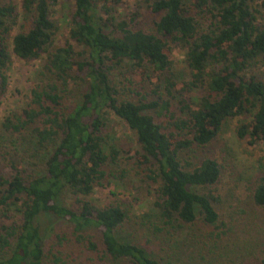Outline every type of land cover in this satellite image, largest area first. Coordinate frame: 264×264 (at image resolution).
<instances>
[{
  "label": "trees",
  "instance_id": "trees-1",
  "mask_svg": "<svg viewBox=\"0 0 264 264\" xmlns=\"http://www.w3.org/2000/svg\"><path fill=\"white\" fill-rule=\"evenodd\" d=\"M68 1L58 42L61 0H0V107L12 55L41 62L27 106L0 122V264H172L133 240L139 230L195 237L215 226L224 169L204 150L228 121L239 140L264 146V80L252 72L264 62V0H133L124 15L123 0ZM109 113L133 133V155L107 132ZM21 143L40 155L38 170L24 166ZM124 164L151 188L156 222L91 199L125 177ZM251 200L264 208V156ZM57 221L68 230L47 243Z\"/></svg>",
  "mask_w": 264,
  "mask_h": 264
},
{
  "label": "rangeland",
  "instance_id": "rangeland-1",
  "mask_svg": "<svg viewBox=\"0 0 264 264\" xmlns=\"http://www.w3.org/2000/svg\"><path fill=\"white\" fill-rule=\"evenodd\" d=\"M134 3L133 0H123L119 15L128 14ZM70 4L71 1L61 0L53 10L52 17L60 30L57 35L58 42L63 41L67 34ZM139 17L142 26L148 27L151 16L144 7L139 10ZM172 54L175 58V74L179 78H185L187 70L184 51L174 48ZM40 66L39 61L24 62L12 55L8 90L0 107V122L11 111L21 110L27 106L30 91L37 83ZM252 72L264 80V62L257 65ZM193 96L196 100L199 93H194ZM236 125V119L228 121L217 140L204 150V154L217 159L224 169L221 182L216 186L220 218L215 226L193 228L192 234L196 235L195 237L187 236L186 233L177 237L165 234L154 237L146 231L139 230L140 235L133 239L141 246L147 247L152 256L164 258L163 263L171 261L172 264H259L264 249V208L254 205L251 191L257 174L258 159L264 156V146L249 145L246 141L239 140L235 133ZM107 127V132L124 150L123 153L129 152L133 155L138 146L128 127L112 113L107 115ZM17 150L25 167L35 170L41 167L43 160L40 155L28 150L27 143L17 145ZM121 169L127 171L125 177L113 180L106 188L95 189L91 199L100 206L112 200H120L129 206L137 217L156 222L157 210L153 205L151 188L141 182L131 165L124 164ZM52 224L46 242L55 232L68 230L61 221ZM212 232L220 234L218 239L210 236Z\"/></svg>",
  "mask_w": 264,
  "mask_h": 264
}]
</instances>
